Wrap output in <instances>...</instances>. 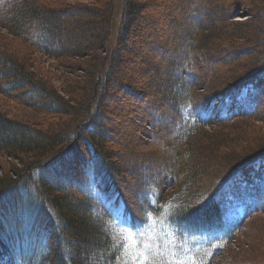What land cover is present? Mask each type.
<instances>
[{"label":"trees","instance_id":"16d2710c","mask_svg":"<svg viewBox=\"0 0 264 264\" xmlns=\"http://www.w3.org/2000/svg\"><path fill=\"white\" fill-rule=\"evenodd\" d=\"M254 2L258 4L260 0ZM78 7L85 8L84 13H75ZM123 7L116 49L108 59L103 52L119 12L118 0H111L107 11L92 5L72 8L58 0H0V24L19 39L17 42L0 34V91L44 116V121L29 123L0 110V158L6 162L0 174V264H100L89 254V258L80 257L90 250L108 260L107 264H125L127 259L131 264L127 245L122 253L117 247L125 239L118 223L130 228L146 226L145 210L153 216L175 210L171 221L168 214L166 218L169 225L179 229L176 232L218 235L219 244L224 246L241 229H231L230 223L243 225L264 211V133L259 131L250 137L243 132L251 138L249 141H255V151L237 157L217 155L215 160L211 154L202 153L198 141L214 135L203 131L206 125L228 123L239 117L237 114L251 121L264 103V59L248 75L249 71H245L237 82L205 96L197 92L209 81L204 78L205 68L197 55L208 43L200 39L193 42L180 63L173 62L169 67L175 79L172 77L169 83L167 96L174 109L165 127H176L179 145L170 177H148L139 187H146L140 204L132 206L115 175L120 170L106 144L107 129L102 121L107 112L108 86L122 76L120 72L126 64L124 43L134 37L139 20L136 0H123ZM70 11L74 14L67 19L64 14ZM69 29L70 41L54 54L45 44L51 36L58 39ZM197 32L198 29L194 33ZM224 38L227 36L220 39ZM175 45L181 44L175 41ZM37 52L57 60L89 52L92 59L84 61V82L69 80L59 86L51 79L44 81L38 75L42 68ZM124 84V89L132 88L128 82ZM61 89L66 96L61 95ZM245 89L247 94L241 98ZM57 118L61 121L54 120ZM221 137L214 141L216 149L227 147ZM221 160L229 172L215 180L202 200L194 197L196 187L218 168ZM172 179H176L174 188L164 192L165 181ZM150 187L152 192L148 191ZM173 194L181 197L169 204ZM149 200L158 208H167L154 210ZM242 205L246 217L232 221L231 210ZM65 241L67 248L63 250Z\"/></svg>","mask_w":264,"mask_h":264},{"label":"rangeland","instance_id":"374dc122","mask_svg":"<svg viewBox=\"0 0 264 264\" xmlns=\"http://www.w3.org/2000/svg\"><path fill=\"white\" fill-rule=\"evenodd\" d=\"M118 1L119 12L106 51L103 52V55L108 59L116 49L123 15L122 10L124 11L123 0ZM136 1L139 20L135 24V34L130 38L131 40L128 42L126 40L124 43L126 52L123 54L126 53V64L120 72L122 76L114 82L111 81L108 86L107 112L102 120L107 129L106 144L112 150L113 159L120 170V173L115 175L120 180L132 206L140 204L142 191L146 187L140 189L139 187L145 184L148 177L151 175L160 177L165 174L170 177L169 169L171 165L173 166L174 153L179 146L175 134L176 127L172 126L169 130L168 126L165 127L174 109L167 96L169 83L171 79L172 81L173 78L175 79V75H171L169 72L170 65L176 61L177 64L180 63V58L189 52L194 41L197 39L206 40L208 47L201 50L202 53L195 50L198 53L200 65L205 68L206 76L204 78L209 80H206L205 84L207 82L208 84L197 89V92L206 96L214 90L220 92L230 83L237 82L239 78L248 75L258 64V61L261 58L264 59V0H260L258 4L254 0ZM58 2L72 8L75 5H92L102 11H107L111 0L110 2L108 0H58ZM84 9L78 7L74 12L81 14L84 13ZM71 11L64 14L67 19L74 14ZM93 20L96 21V17ZM199 28H202L201 34H199ZM197 29L199 35L195 34ZM70 33L71 29L66 30L65 35H63L64 32L59 34L58 39L51 36V41L45 45L51 46L54 54L58 53L57 50L67 44L68 40L70 41ZM0 34L19 42V39L1 24ZM188 35L192 39H188ZM204 35H208V38L203 37ZM222 35L227 36L228 40L220 39ZM199 36L200 38H197ZM175 41L180 42L181 45H175ZM234 43L241 44L237 46L233 45ZM127 46L129 50L126 48ZM35 55L38 65L42 68L38 75L42 76L44 81L48 82L51 79L59 86L69 80H74V82L85 80L87 71L84 68V61L92 59L89 52H85L80 57H66L62 60L39 52ZM65 60H69V63H66ZM245 71L249 72L242 75ZM124 79L125 82H123ZM126 82L132 85V88L124 89L123 84ZM83 84L85 85V83ZM180 86L182 87L183 84ZM60 93L66 96L62 89ZM246 94L247 90L245 89L241 98ZM17 101L7 93L4 94L0 91V110L8 114L9 117L29 123L44 121L42 113ZM232 113L233 111L230 114ZM237 115L239 117H235L228 123L221 122L204 127L203 131L206 130L214 135L208 136L209 138L201 136L202 138L198 139L204 150L200 148L202 153L211 154L212 159L215 160L217 155L237 157L240 154L255 151V141L249 140L259 131L260 134L264 133V103L254 117H251L250 122L245 116ZM54 120L61 121L58 118ZM254 129L257 130L256 133H254ZM243 132L250 134V137ZM219 136L224 139L221 143L226 144L227 147L222 146L218 149L215 148L216 146L214 147V141L218 140ZM4 164L6 162L1 157L0 174L3 173L1 165ZM219 164L218 168L196 187L194 197H199L202 200V196L211 190L215 180L225 172H229L227 171L228 165H221L222 160ZM54 176L53 173L51 177ZM175 180H170L171 183L168 180L165 181L164 192L172 191L176 184ZM59 181L67 185L64 180L59 179ZM148 191L152 192L153 188H148ZM176 197L180 198L181 195H171L169 204L178 202ZM113 210L114 208L111 209V212L117 219ZM167 214L168 211H165L160 216H152L150 224L141 228H129L127 225L118 223L124 238H130L136 231L144 233L142 243L146 244L151 241L152 250L148 255L155 264H159L165 259L171 260L172 249L180 243L176 235L169 234L171 232L176 234V230L179 231V229L175 230L174 226L166 225ZM235 227L236 224L231 225V229ZM216 239H220V237L218 235L205 237L195 234L183 236L181 258L188 261L194 259L196 264H264V211L258 212L251 219L245 221L239 232L226 245L220 246ZM157 243L161 245L159 249L156 247ZM63 244V250H65L67 248L66 241ZM38 251L36 250V252ZM88 254L92 256L94 262L100 264L109 262L108 260L104 261V258L94 250H90L89 253L85 251L80 257L89 258ZM127 254L131 261L136 260L139 255L136 241L130 240L127 245ZM136 264H140V261L137 260Z\"/></svg>","mask_w":264,"mask_h":264},{"label":"snow or ice","instance_id":"6c2138e0","mask_svg":"<svg viewBox=\"0 0 264 264\" xmlns=\"http://www.w3.org/2000/svg\"><path fill=\"white\" fill-rule=\"evenodd\" d=\"M149 204L153 206L154 210L164 211L163 208H158L155 202H153L152 200H149ZM181 211L186 213L189 210L182 209ZM175 215H176L175 210L169 211V214H168L169 221H171ZM151 219H152V213L149 212L148 210H145L144 222L146 226L150 223ZM109 234L111 236V233ZM175 235L178 241H180V243H178L177 246L172 249V259L171 260L165 259L163 261H160L159 264H196V261L194 259L191 261H188V260H184L181 258V255L183 253V244H182L183 234L180 232H177ZM143 236H144V233L142 231H136L133 233V235L130 238H125L121 240L120 243L117 245V247L120 249L122 253L125 245H128L130 243V240L136 241V246L139 251V255L137 256L136 260L131 261V264H136L137 260L140 261V264H155V262H152L150 260V257L148 255L149 252L152 250V243L151 241H149L146 244L142 243ZM138 237H140L141 239H137ZM112 242L113 244L116 243L114 239ZM156 247L159 249L161 245L157 243ZM125 264H129V262L125 261Z\"/></svg>","mask_w":264,"mask_h":264},{"label":"bare ground","instance_id":"6f19581e","mask_svg":"<svg viewBox=\"0 0 264 264\" xmlns=\"http://www.w3.org/2000/svg\"><path fill=\"white\" fill-rule=\"evenodd\" d=\"M232 105V104H231Z\"/></svg>","mask_w":264,"mask_h":264}]
</instances>
